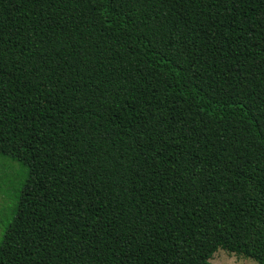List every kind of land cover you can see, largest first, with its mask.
Listing matches in <instances>:
<instances>
[{
  "label": "trees",
  "instance_id": "obj_1",
  "mask_svg": "<svg viewBox=\"0 0 264 264\" xmlns=\"http://www.w3.org/2000/svg\"><path fill=\"white\" fill-rule=\"evenodd\" d=\"M153 81L264 148V0H0V156L27 171L0 264H205L219 246L264 264L251 180L230 243L48 173Z\"/></svg>",
  "mask_w": 264,
  "mask_h": 264
},
{
  "label": "rangeland",
  "instance_id": "obj_2",
  "mask_svg": "<svg viewBox=\"0 0 264 264\" xmlns=\"http://www.w3.org/2000/svg\"><path fill=\"white\" fill-rule=\"evenodd\" d=\"M48 173L232 243L248 217L239 189L251 180L264 194V148L249 123L213 120L197 95L153 81ZM26 175L0 156V240ZM205 264L255 263L219 246Z\"/></svg>",
  "mask_w": 264,
  "mask_h": 264
}]
</instances>
